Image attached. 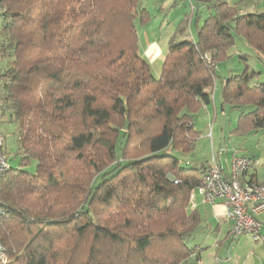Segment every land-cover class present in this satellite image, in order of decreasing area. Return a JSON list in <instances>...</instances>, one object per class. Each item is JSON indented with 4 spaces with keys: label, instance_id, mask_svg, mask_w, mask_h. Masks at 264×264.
<instances>
[{
    "label": "trees",
    "instance_id": "16d2710c",
    "mask_svg": "<svg viewBox=\"0 0 264 264\" xmlns=\"http://www.w3.org/2000/svg\"><path fill=\"white\" fill-rule=\"evenodd\" d=\"M191 2L156 77L146 0H0V116L20 163L0 172V264H199L191 195L211 166L193 160L196 121L220 78L233 133L264 131V10Z\"/></svg>",
    "mask_w": 264,
    "mask_h": 264
},
{
    "label": "rangeland",
    "instance_id": "374dc122",
    "mask_svg": "<svg viewBox=\"0 0 264 264\" xmlns=\"http://www.w3.org/2000/svg\"><path fill=\"white\" fill-rule=\"evenodd\" d=\"M149 0H146V6H148ZM148 8V7H147ZM149 12L152 15V19L155 18L157 15L154 13V10L152 8H148ZM162 17H165L162 16ZM139 29V35L142 41V45L145 42L146 38V31L150 33V35L153 34L155 29L158 28H152L148 27L147 24L145 25H138ZM146 30V31H144ZM158 32L159 39H161V45L166 46L167 51L169 44H167V36L168 33L173 32V28H166L162 29ZM244 39L240 36H237V43L232 48V51H236L237 47L238 49H241L243 51L251 52L248 46H245ZM250 50V51H249ZM160 62H154V67L159 66ZM240 64L242 67V64L240 63V60L238 58V55H233L231 58L225 59L223 61H220L217 65V73L220 75L221 78H226V73H237L238 69H236V66ZM1 67L4 65V62L0 63ZM162 65V64H161ZM253 67L255 68L257 65L255 63H252ZM256 69H258L256 67ZM239 72V71H238ZM225 75V76H223ZM217 85L221 87L220 84V78L217 80ZM3 116V115H2ZM0 116V119L2 121L0 122L1 129L5 135L6 139V151L7 156L9 159V162L11 165L17 167L19 166V157H15V144H14V125L10 124L9 122L5 121L6 117ZM227 118L231 119L232 122H234L235 118H231L228 116ZM213 123V120H208L204 117V113L202 118H199L198 126L204 129V136H202L198 142L197 150L194 153L193 160L197 161L202 159L206 160L207 158H211L213 156L214 152V146L216 147V144L218 143L217 137H218V127H211ZM198 128V129H201ZM227 134H230V127L227 124L226 126ZM213 134V137L209 134ZM226 133V132H225ZM214 140V143L212 140ZM242 143L237 138H232L226 140L224 143L222 141V147H223V163L227 165L228 161L231 158V161L233 159V156L235 153L241 151ZM213 159V157L211 158ZM226 162V163H225ZM37 161L32 160L29 164L22 165V167L30 172H34L36 169ZM200 193H196L194 202L197 203V205L200 207L201 210L205 211L207 214L208 221L211 223L210 227L205 229L203 232H200L201 234L197 237L198 239L201 237V241L198 243H203L204 246L207 247L205 251H203V254L201 256V261L199 264H244V259L247 255H253V260H255L258 264L259 262L264 263V247L262 245V242H264L262 239L255 241L253 237L250 234H242L237 237H234L230 230V225L225 219L226 214V206L223 203H216L214 205L198 201L200 199V196L198 195ZM214 208V209H213ZM221 223L220 226L217 227V225ZM217 227V228H216ZM229 231V233H228ZM228 233V236L226 237ZM256 253V254H254Z\"/></svg>",
    "mask_w": 264,
    "mask_h": 264
},
{
    "label": "crops",
    "instance_id": "0c3cea01",
    "mask_svg": "<svg viewBox=\"0 0 264 264\" xmlns=\"http://www.w3.org/2000/svg\"><path fill=\"white\" fill-rule=\"evenodd\" d=\"M230 3H236L239 4L240 7L246 11L251 12L255 10H264V0H226ZM148 8H152L154 10V13L157 15L155 18H151V21L147 24L148 27L152 28H158L155 29L153 34L150 35V33L146 30V38L145 42L142 45V41L140 38V50L145 56V58L150 62L153 74L158 77L161 74L162 65L167 53V47L161 45V39H159L158 32L162 29L166 28H173V32L168 33L167 36V44L169 42L170 37L175 33V29L180 22L181 19L191 10L193 9V5L191 0H149L148 1ZM201 9L204 11L203 15H207V9L205 5L201 6ZM165 17H162L164 16ZM152 16V15H151ZM194 28V27H193ZM154 62H160L159 66L154 67ZM162 64V65H161ZM241 65L238 64L236 66V69L241 70ZM231 74L226 73V77ZM225 76V75H223ZM215 101L213 104L203 107V109L200 111L199 116L197 118L196 123L198 124L199 118L201 119L204 113V117L208 120H213V123L211 127H218V143H214V140L212 142L216 144V147L214 146V152H213V159L207 158L205 161L200 159L197 161L204 162L209 164L210 166L213 164V162L218 163L225 173L230 172V165H231V158L225 165L222 160L223 156V147H222V141L225 143L226 140L237 138L242 143L241 151L237 152L239 155L247 156L252 160L251 166L249 170L244 174L243 180H249L254 179L256 181H264V131L259 132H251L247 135H238L233 133V130L237 126L238 121V112L236 110H225L221 111L219 108V103L221 100L220 96V87L217 85L216 82V91H215ZM230 116L231 118H235L234 122L231 121V119L227 118ZM227 124L230 127V134H227L226 126ZM201 128V127H199ZM201 130V137L204 136V129ZM226 132V133H225ZM209 134L213 137V134L209 132ZM200 137V138H201ZM200 140V139H199ZM200 196V199L198 201H203L204 199L202 195L198 194ZM193 208H198L204 215V221L207 228L210 227L211 223L208 221L207 214L205 211L201 210L200 207L197 205L196 202L192 205ZM214 209V208H213ZM260 221L264 223V213L257 216ZM221 223L217 225L220 226ZM216 227V228H217ZM212 229V227H210ZM230 231V230H229ZM228 231V233H229ZM228 233L226 237L228 236ZM262 234L264 235V229L262 231ZM262 245L264 247V242H262ZM256 254V253H254ZM253 255H247L244 259V264H258L255 260H253ZM259 264H264L263 262H259Z\"/></svg>",
    "mask_w": 264,
    "mask_h": 264
},
{
    "label": "built area",
    "instance_id": "2783aa9c",
    "mask_svg": "<svg viewBox=\"0 0 264 264\" xmlns=\"http://www.w3.org/2000/svg\"><path fill=\"white\" fill-rule=\"evenodd\" d=\"M4 140L0 126V172L7 168L8 163L4 153ZM251 162L247 156L235 153L229 173H225L218 163L213 162L204 174L201 186L193 191L191 201L193 205L198 192L207 203H223L226 206L225 219L234 237L250 234L255 241H264V223L257 217L264 213V181L243 180Z\"/></svg>",
    "mask_w": 264,
    "mask_h": 264
}]
</instances>
